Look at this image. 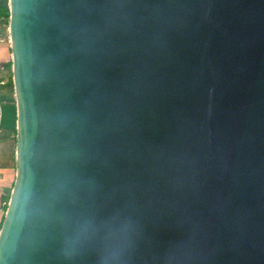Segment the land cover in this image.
<instances>
[{
  "label": "water",
  "instance_id": "1",
  "mask_svg": "<svg viewBox=\"0 0 264 264\" xmlns=\"http://www.w3.org/2000/svg\"><path fill=\"white\" fill-rule=\"evenodd\" d=\"M9 11L0 264H264V0Z\"/></svg>",
  "mask_w": 264,
  "mask_h": 264
},
{
  "label": "crops",
  "instance_id": "2",
  "mask_svg": "<svg viewBox=\"0 0 264 264\" xmlns=\"http://www.w3.org/2000/svg\"><path fill=\"white\" fill-rule=\"evenodd\" d=\"M9 6V0H0V7ZM12 62L10 30L0 27V230L5 219V198L12 192L17 179V107L1 101L6 92L2 84L9 80L7 66Z\"/></svg>",
  "mask_w": 264,
  "mask_h": 264
},
{
  "label": "trees",
  "instance_id": "3",
  "mask_svg": "<svg viewBox=\"0 0 264 264\" xmlns=\"http://www.w3.org/2000/svg\"><path fill=\"white\" fill-rule=\"evenodd\" d=\"M0 17L4 18L6 20V23L9 24L10 20V11H9V6H2L0 7ZM6 24V25H7ZM12 62L7 66V70L9 71V80L5 83L4 86H1V89H3L6 94L1 95V101L9 104L16 105V100H15V91H14V85H13V77H12ZM11 194L12 192H8L5 198V212H7L8 205L11 199ZM5 220V219H4ZM4 223V222H3ZM2 228V227H1Z\"/></svg>",
  "mask_w": 264,
  "mask_h": 264
},
{
  "label": "built area",
  "instance_id": "4",
  "mask_svg": "<svg viewBox=\"0 0 264 264\" xmlns=\"http://www.w3.org/2000/svg\"><path fill=\"white\" fill-rule=\"evenodd\" d=\"M6 23V20L4 19V18H2V17H0V27H2V26H7V27H9V24H7ZM3 86L5 85V84H2ZM0 134H1V130H0ZM6 205V204H5Z\"/></svg>",
  "mask_w": 264,
  "mask_h": 264
}]
</instances>
